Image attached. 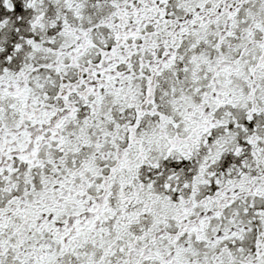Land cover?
Masks as SVG:
<instances>
[{"label": "snow or ice", "instance_id": "6c2138e0", "mask_svg": "<svg viewBox=\"0 0 264 264\" xmlns=\"http://www.w3.org/2000/svg\"><path fill=\"white\" fill-rule=\"evenodd\" d=\"M0 264H264V0H0Z\"/></svg>", "mask_w": 264, "mask_h": 264}]
</instances>
